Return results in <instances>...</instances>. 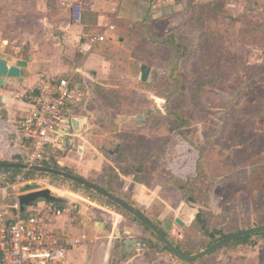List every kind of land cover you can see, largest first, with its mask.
<instances>
[{"label":"rangeland","instance_id":"rangeland-1","mask_svg":"<svg viewBox=\"0 0 264 264\" xmlns=\"http://www.w3.org/2000/svg\"><path fill=\"white\" fill-rule=\"evenodd\" d=\"M204 7L201 16L196 9L187 20L173 18L168 28L176 43L188 48L177 73V90L167 82L164 67L172 49L156 45L149 51L146 46L152 91L135 70L120 77V87L107 89L108 96L86 89V99L72 112L89 118L83 135L120 168L122 198L140 207L188 253L208 248L212 240L206 233L229 235L264 226V0H217L215 7ZM168 30L156 26L151 31L161 37L169 35ZM172 111L183 118L180 131L175 125L181 121L171 117ZM118 140L120 156L107 157L100 147ZM106 165L73 170L91 180L101 174L96 169ZM182 183H190L200 203L187 202L191 195L180 190ZM53 186L61 197L68 196L66 190L78 191L71 185ZM129 221L118 230L122 236L116 251L128 238L146 242L149 250L124 264H187L166 251L157 255L150 248L157 244L155 237ZM130 226L135 231L131 236L124 233ZM109 232L100 233L95 244L112 243L116 237L110 238ZM191 263L264 264V236ZM113 264L120 260L115 258Z\"/></svg>","mask_w":264,"mask_h":264},{"label":"crops","instance_id":"crops-1","mask_svg":"<svg viewBox=\"0 0 264 264\" xmlns=\"http://www.w3.org/2000/svg\"><path fill=\"white\" fill-rule=\"evenodd\" d=\"M216 1L0 0V59L21 70L19 78H6L5 85L0 87V161H12L28 154L27 144L19 133V122L31 108L24 93L27 86L40 80L55 82L73 78L76 83L74 101L78 98L81 101L73 108L74 111L86 99V89H92L93 92L97 89L99 96H108L107 91L111 90L109 88L120 87L121 76L135 73V70L139 71L138 80L142 82V66L150 68L143 49L147 46L150 51L156 47L157 44L152 43V40L162 42L173 36L168 30L175 22L173 18L187 20L190 14L186 11L190 8L215 7ZM228 7H232L231 3ZM77 15L81 18L79 21L74 20ZM111 26L115 29L109 30L108 27ZM156 26L167 29L169 35L154 36L151 30ZM100 35H104L106 40L95 41ZM83 49L90 50L84 52ZM168 65L169 60L164 66L166 72ZM150 69L148 86L152 84V68ZM73 116L78 123L76 137L73 139V146L58 156L59 167L89 180L90 178H85L86 175L79 174L73 168L88 170L106 163L104 168L96 169L101 174L91 180L110 186L122 198L120 168L105 158L83 135L86 124H90L89 118L79 114ZM100 149L107 157L120 156V141H116L111 147L106 145ZM47 180L48 189L54 193L53 189L56 188L52 180ZM39 189H29L26 193ZM64 193L68 194L64 197L70 200L67 206L75 209V212L58 220L56 230L68 239L79 241V244L70 247L66 264H113L115 258L120 260V264H124L131 259L140 258L138 252H148V244L145 249L124 252L123 240L118 247L120 255H117L114 246L119 244L118 230L125 221L130 222L129 219L103 199H100V206H95L87 201L90 194L73 190H66ZM132 199L135 200V197ZM156 201L154 198L152 205H148L151 206L150 210ZM43 202L45 201L40 200L36 203ZM134 207L140 209L136 205ZM154 213H158V209L154 208ZM124 229L125 234L135 233L133 226ZM107 231H110V238L115 235L114 241L95 244L100 239V233ZM137 240L140 241L138 238ZM85 257L88 260L86 263Z\"/></svg>","mask_w":264,"mask_h":264},{"label":"built area","instance_id":"built-area-1","mask_svg":"<svg viewBox=\"0 0 264 264\" xmlns=\"http://www.w3.org/2000/svg\"><path fill=\"white\" fill-rule=\"evenodd\" d=\"M78 15L75 21L81 19ZM105 40L104 35L95 39ZM75 87L73 78H68L55 82L40 80L25 88L31 108L19 122V133L28 148V154L23 155L26 164H58L56 152L73 146L76 129L72 112L81 102L79 98L74 101ZM48 186L44 175L30 177L26 171L0 170V264H66L70 247L79 244L55 229L57 221L75 209L43 202L22 212L20 198L27 190H44ZM5 200L9 204L4 206L1 202ZM87 201L95 206L102 204L99 198L91 196Z\"/></svg>","mask_w":264,"mask_h":264},{"label":"water","instance_id":"water-1","mask_svg":"<svg viewBox=\"0 0 264 264\" xmlns=\"http://www.w3.org/2000/svg\"><path fill=\"white\" fill-rule=\"evenodd\" d=\"M141 70L142 73L140 79L143 83H147L151 74V69L147 65H144L142 66ZM20 75H21V70L18 67L10 66L6 60L0 59V87L5 85L6 78H19ZM73 125L75 129L78 128V123L75 119L73 120ZM0 170L26 171L41 175L55 176V177L63 178L64 180L74 183L78 186L84 187L88 191L94 192L100 197L108 200L117 207L121 208L127 214L133 216L144 227H146L149 231L155 234V236L169 250V252L173 257H175L178 261H181L183 263H191V262L203 260L209 257L210 255H212L213 253L226 248L230 244L242 238L253 237L264 234V226L250 228L244 231L233 233L197 254L185 255L167 237V235L157 225L152 223L145 215H143V213L132 207L122 198L112 194L111 192L92 183L87 179L69 173L62 169H57L45 165H31V164L17 163V162H0ZM40 200H44L59 205L70 204V200L68 198L61 197L60 195L51 192L49 189H44V190L25 194L20 198L22 212H25L28 207L32 206L33 204H35ZM176 223L181 227L185 226V224L180 219H176ZM127 235L131 236V233L128 232ZM118 237L121 238V233H118ZM146 246H147L146 242H141L134 238H128L124 240L123 250L124 252H130V251H135L136 249L139 248L145 249Z\"/></svg>","mask_w":264,"mask_h":264},{"label":"trees","instance_id":"trees-1","mask_svg":"<svg viewBox=\"0 0 264 264\" xmlns=\"http://www.w3.org/2000/svg\"><path fill=\"white\" fill-rule=\"evenodd\" d=\"M204 6H200L199 8L197 7H192L190 8L188 11L189 14L193 13L196 9H200V16L202 15V12L204 11ZM213 42V41H212ZM152 43L154 44H157V45H162V46H168L170 49H172V53L171 55L169 56L168 60H169V65H168V68H167V72H168V77H167V82L173 86H175V89L177 90L178 89V84L180 83V80L181 78L177 76V73L178 72H182L181 70V67H180V64L181 62L186 59L188 57V53H187V50L188 48L185 47V45L183 44H180V43H176L175 41V37H170L168 38L166 41H155V40H152ZM175 49L177 50V52L175 51ZM182 50V51H181ZM157 79V78H156ZM155 79V80H156ZM149 88V91H152L151 90V86H148ZM173 93V92H172ZM171 93V95H172ZM167 98V97H166ZM171 117L174 115L176 116L180 121L181 123L179 125H175V128L177 130H181V128L183 127L184 125V121H183V118L179 116V113L178 112H171ZM186 137V136H185ZM63 155V152H56V155ZM0 162H17V163H25V159L22 157V158H15L13 159L12 161H0ZM44 165L46 166H49V167H53V168H57V169H61L59 167V165L55 162V161H52L51 163L49 164H45ZM65 171V170H64ZM21 172V171H19ZM68 172V171H67ZM71 173V172H69ZM31 172H28V175L31 177ZM74 174V173H72ZM48 177H50V179L52 180V182L55 184V185H62V186H66V185H71L72 187L74 188H77L78 191L80 192H85L87 194H90L92 197H95V198H100V199H103L104 201L107 202L108 205H110L111 207L115 208L117 211H119L121 214H123L126 218L136 222L137 224H139L143 229H145L147 232H149L150 234H152L155 239L157 240V244H153L151 243V246L150 248L155 252V253H162L163 251H166L168 253L169 250L160 242V240L155 236L154 233H152L151 231H149L146 227H144L140 222H138L133 216L127 214L126 212H124L121 208L117 207L116 205H114L113 203L109 202L108 200H105L104 198L100 197L99 195L95 194L94 192H91V191H88L87 189H85L84 187H81V186H78L74 183H71L69 181H66L64 180L63 178H59V177H55V176H49V175H46ZM91 181L92 183L106 189L107 191L111 192L112 194L118 196L114 191L113 189L110 187V186H107V185H104V184H101V183H97L95 181H92V180H89ZM180 190L184 193L186 192H189L190 193V198L187 199V202L191 203V204H198L200 203V201L202 200V198L198 197V195L196 193H194V191L192 190L191 186H190V183H182V186L180 187ZM119 197V196H118ZM121 198V197H120ZM124 200V199H123ZM126 201L128 204H130L132 207H134V205L129 202L128 200H124ZM135 208V207H134ZM136 209V208H135ZM139 211V210H138ZM141 212V211H140ZM142 213V212H141ZM145 215V214H143ZM152 223H154L155 225H157L159 227V225L154 221L152 220L150 217H148L147 215H145ZM197 218L200 220L202 217L201 215H197ZM160 228V227H159ZM161 229V228H160ZM162 230V229H161ZM166 235L167 233L162 230ZM210 238H211V242L209 243V245L207 247H210L211 245L215 244L216 242L228 237L229 235H225L223 233H220V234H217V233H212V234H208L206 233ZM220 235V237L218 238L217 236ZM258 236H264V234L262 235H258ZM168 237V235H167ZM255 237V236H253ZM253 237H246V238H242L234 243H232L231 245H248L249 241L253 238ZM150 245V244H149ZM229 245V246H231ZM177 246V245H176ZM177 248L182 252L184 253L185 255H192L194 253H199L200 251L198 252H194V253H188L186 251H184L182 248H180L179 246H177ZM187 264H194V263H187Z\"/></svg>","mask_w":264,"mask_h":264}]
</instances>
